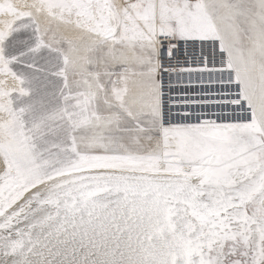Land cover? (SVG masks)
<instances>
[{
  "label": "snow or ice",
  "instance_id": "1",
  "mask_svg": "<svg viewBox=\"0 0 264 264\" xmlns=\"http://www.w3.org/2000/svg\"><path fill=\"white\" fill-rule=\"evenodd\" d=\"M0 264H264V0H0Z\"/></svg>",
  "mask_w": 264,
  "mask_h": 264
}]
</instances>
